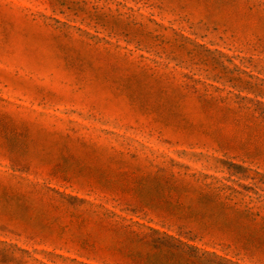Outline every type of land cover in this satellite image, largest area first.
Here are the masks:
<instances>
[{
    "label": "rangeland",
    "instance_id": "374dc122",
    "mask_svg": "<svg viewBox=\"0 0 264 264\" xmlns=\"http://www.w3.org/2000/svg\"><path fill=\"white\" fill-rule=\"evenodd\" d=\"M0 264H264V0H0Z\"/></svg>",
    "mask_w": 264,
    "mask_h": 264
}]
</instances>
